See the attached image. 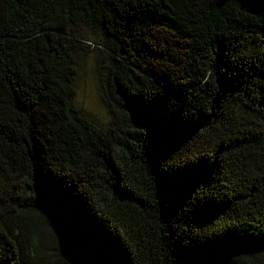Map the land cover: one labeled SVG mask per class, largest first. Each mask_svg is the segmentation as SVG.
<instances>
[{"label": "trees", "instance_id": "1", "mask_svg": "<svg viewBox=\"0 0 264 264\" xmlns=\"http://www.w3.org/2000/svg\"><path fill=\"white\" fill-rule=\"evenodd\" d=\"M0 264H264V0H0Z\"/></svg>", "mask_w": 264, "mask_h": 264}, {"label": "rangeland", "instance_id": "2", "mask_svg": "<svg viewBox=\"0 0 264 264\" xmlns=\"http://www.w3.org/2000/svg\"><path fill=\"white\" fill-rule=\"evenodd\" d=\"M72 101V104L83 111L86 116L103 124L107 121L108 114L100 100L94 63L91 58L83 62L78 72Z\"/></svg>", "mask_w": 264, "mask_h": 264}]
</instances>
